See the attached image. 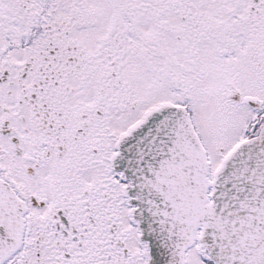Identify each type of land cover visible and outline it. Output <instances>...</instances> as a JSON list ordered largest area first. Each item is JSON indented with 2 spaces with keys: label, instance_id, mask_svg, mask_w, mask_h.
Instances as JSON below:
<instances>
[{
  "label": "snow or ice",
  "instance_id": "snow-or-ice-1",
  "mask_svg": "<svg viewBox=\"0 0 264 264\" xmlns=\"http://www.w3.org/2000/svg\"><path fill=\"white\" fill-rule=\"evenodd\" d=\"M0 264H264V0H0Z\"/></svg>",
  "mask_w": 264,
  "mask_h": 264
}]
</instances>
